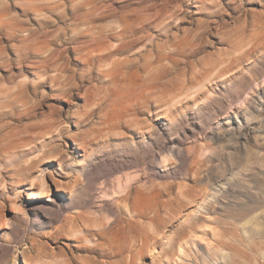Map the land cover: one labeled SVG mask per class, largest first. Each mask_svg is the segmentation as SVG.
Instances as JSON below:
<instances>
[{
	"label": "rangeland",
	"instance_id": "rangeland-1",
	"mask_svg": "<svg viewBox=\"0 0 264 264\" xmlns=\"http://www.w3.org/2000/svg\"><path fill=\"white\" fill-rule=\"evenodd\" d=\"M132 260L264 264V0H0V264Z\"/></svg>",
	"mask_w": 264,
	"mask_h": 264
},
{
	"label": "bare ground",
	"instance_id": "bare-ground-1",
	"mask_svg": "<svg viewBox=\"0 0 264 264\" xmlns=\"http://www.w3.org/2000/svg\"><path fill=\"white\" fill-rule=\"evenodd\" d=\"M166 208H167V207H166ZM167 209H168V208H167ZM203 209H204V210L207 209L206 206H205ZM131 210H133V211H137V208L133 205V207H132V209H130V211H131ZM157 212H158V210H157V209H154V215H153V218H156V217L158 216ZM142 214H143V213H141V212L136 213L135 216L137 217V219H134L133 221H132V220H129L128 223H133V224L138 223V219H140V218H144V215H142ZM126 220H127V219H126ZM136 226H137V225H136ZM121 229H123V228L120 227L119 230H121ZM57 233H58V232H57ZM145 244H147V239L144 240V241H142L141 246H144ZM131 259H132V257H131ZM130 264H134L133 260H132V263H130Z\"/></svg>",
	"mask_w": 264,
	"mask_h": 264
}]
</instances>
